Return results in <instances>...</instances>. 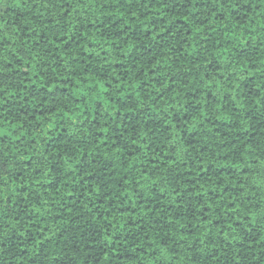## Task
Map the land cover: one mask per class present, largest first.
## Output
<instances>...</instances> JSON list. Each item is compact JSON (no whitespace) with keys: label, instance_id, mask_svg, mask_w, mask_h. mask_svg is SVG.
Here are the masks:
<instances>
[{"label":"trees","instance_id":"obj_1","mask_svg":"<svg viewBox=\"0 0 264 264\" xmlns=\"http://www.w3.org/2000/svg\"><path fill=\"white\" fill-rule=\"evenodd\" d=\"M66 7L0 0V264H264V0Z\"/></svg>","mask_w":264,"mask_h":264},{"label":"snow or ice","instance_id":"obj_2","mask_svg":"<svg viewBox=\"0 0 264 264\" xmlns=\"http://www.w3.org/2000/svg\"><path fill=\"white\" fill-rule=\"evenodd\" d=\"M65 2L67 4L65 11H70L72 9V0H65ZM76 2L82 5L84 3V0H76ZM3 43H4V41L0 40V45H2ZM257 163H259V158H257ZM6 170H7V164L0 161V182H3L2 181V173ZM7 202L8 201H5V203H7Z\"/></svg>","mask_w":264,"mask_h":264}]
</instances>
